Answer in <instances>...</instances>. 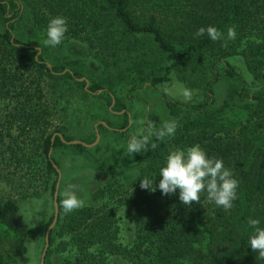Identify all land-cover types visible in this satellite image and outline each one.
Instances as JSON below:
<instances>
[{"label":"trees","instance_id":"16d2710c","mask_svg":"<svg viewBox=\"0 0 264 264\" xmlns=\"http://www.w3.org/2000/svg\"><path fill=\"white\" fill-rule=\"evenodd\" d=\"M58 15L67 18L65 35L87 40L86 45L96 50L102 79L93 80L89 92L83 88L85 81H79V72L57 65L47 67L43 55H37L39 48L45 50L37 38L15 35L17 25H27L28 33L39 34V28H47L49 19ZM207 26L216 27L223 39L212 41L207 34L194 37L200 27ZM229 28L236 31L234 40H227ZM82 33L86 37H81ZM142 40L150 41L151 52L169 55L172 60L164 66L163 74L151 78L152 86L168 81L172 70L181 72L188 65L194 68L195 62L202 60V99L184 108L204 116H176L177 148L198 144L209 157L222 159L239 181L238 199L225 211L208 202L206 193L201 194L200 202L185 206L178 191L162 195L159 190L142 189L141 178L158 184L159 169L167 154L175 150L166 140L155 138L147 151L132 154L129 163L137 172L129 178L123 169L124 157L118 155L125 154L128 142L119 150L104 147L95 162L108 179L93 182L87 193L78 197L84 206L68 214L57 195L58 216L46 254L58 255L59 264H264L247 244L252 233L248 219H259L264 227V0H0V183L12 181L7 170L11 164L21 165L26 172L16 175L15 182L26 183L19 199L26 198L39 164L41 179L50 183L53 193L57 179L53 163L59 164L54 154L48 156L50 148L53 152L57 148L88 151L81 144L63 143L57 135L51 142L56 132L67 141L72 138L60 129L49 131L53 113L46 98L39 101V72L42 82L70 80L80 87L83 97L103 100L109 106L111 96L104 89L115 92L110 78H119V72L124 71H119L121 59H131L130 72L139 66L144 53L137 51V43ZM237 54L260 81V88L250 95L243 92L244 80L227 60ZM217 63L223 65L225 77L239 80L240 88L231 91L229 103L209 109L212 84L220 78ZM32 71L36 72L33 76ZM208 72L211 77L206 76ZM234 97L247 104H230ZM166 105L180 109L176 102L166 100ZM238 109H247L246 116L235 115ZM111 110H122L119 100ZM127 122L125 119L121 128ZM12 123L25 134L21 140H7ZM97 130L108 128L99 122ZM94 138L95 133L83 141L90 143ZM18 200H0V264H26L27 234L9 231L7 226L20 209ZM51 220L52 216L45 227Z\"/></svg>","mask_w":264,"mask_h":264},{"label":"rangeland","instance_id":"374dc122","mask_svg":"<svg viewBox=\"0 0 264 264\" xmlns=\"http://www.w3.org/2000/svg\"><path fill=\"white\" fill-rule=\"evenodd\" d=\"M28 28L27 25H20V27L17 25L15 35L24 39L29 37L37 38L40 46L45 49L42 52L41 48H39L37 55H43L47 67L51 68L52 65H57L63 66L65 70H70L71 72H79L82 75V80L87 81V88L93 80L102 79V66L94 55L96 50L86 45L87 40L78 41V38H69L68 35H65L61 44L52 48L45 44L46 28H39V34L28 33ZM81 37H86V34L82 33ZM150 46L152 47L148 40H142L141 44L137 43V47L139 48L137 51L144 53L142 56L143 60L140 61L139 66L130 72L129 70L132 66L131 59H121L119 61V71L122 69L124 71L122 73L119 72V78H110L115 92L108 90L106 87L104 89L110 94L111 101L112 97L114 103L116 99L119 100L122 107L121 111L111 110L114 103L107 106L103 100L93 97H83L80 87H77L70 80L46 79L42 82L41 73L39 72V80L41 82L39 86V101L41 102L43 98H46L48 109L53 113L50 117L51 125L49 131L60 129L64 134L71 137L72 140L78 139L83 141V139L90 140L92 138V134L95 133L94 125L96 123L106 120L111 124V127L109 126L111 129L98 130L99 140L95 145L86 147L88 151H77L71 148H57L55 152L51 151V155L54 154L59 164L57 167L60 171V179L57 195L61 196V200L64 199L65 190L71 191L79 197L87 193L89 186L93 182H105L108 179L106 172L98 170L97 163L95 162L101 153L103 155L102 151L104 147L119 150L134 136L142 138L146 135L149 137L148 144H150L156 138L154 133L159 131L164 123L175 120L177 115L204 116L203 112L194 109L188 111L184 108L185 105L193 104L197 100L202 99L200 85L205 71L202 67V60L195 62L194 68H189L188 65L186 66V70L181 72L172 70L168 81L152 86L150 85L151 78L163 74L164 66L169 65L172 60L169 55L151 52L148 49ZM227 60L234 65L240 78L244 80L245 88L243 92L245 94L250 95L260 88V81L249 71L241 55L229 56ZM223 69L221 63L216 64V72L220 75V78L212 84L213 104L209 109L220 107L225 101L229 103L228 99L232 95L231 91L240 88L239 80L237 78L225 77ZM31 74L33 76L36 72L32 71ZM206 76L211 77L212 75L208 72ZM131 82H133V87ZM83 88L85 91H88L85 88V84ZM185 89L191 90V100H185L183 96ZM100 92L101 90L96 93ZM166 100L176 102L178 108L181 110L168 107ZM241 101H243V105ZM232 103L237 106H245L247 104L245 100L239 98L238 101L236 97L230 98V104ZM12 104L10 102L9 106ZM39 110H42L41 105L39 106ZM124 112L127 113L126 118L123 116ZM246 112L247 109L243 111L238 109L235 115L242 113L241 115L245 117ZM125 119L128 122L124 128H121ZM9 131L11 134L6 137L7 140L11 138L21 140L24 138L25 134H21L14 123L11 124ZM115 131L125 132V135L119 136L117 133H114ZM179 136V132L176 131L174 137L165 138V140L168 144L175 147V149H179L177 148L178 144H176V139ZM121 154L118 153L119 156L124 157L125 164L123 165V169L126 172V176L128 178L134 177L137 169H133L129 163L132 159V154L128 151L125 154L121 152ZM38 162L42 163L39 160ZM14 166V164H11L7 168V170L11 171L9 177L12 181L0 183V200L6 198L18 200L20 193L25 189L24 185L26 183H22L23 185H21L17 181V184L15 177L16 175L25 174L26 171L21 165L15 166V168ZM36 169V177L33 180V184L26 191L30 190L27 197L18 200L20 209L10 218L7 224L9 231L24 230L27 234L25 238L26 264H39L44 246V235L48 227H45V224L51 216L53 217L54 212L53 193L49 187L50 183H44V179L42 181L41 178L44 176L43 172L39 171V164H37ZM122 175L125 176V174ZM56 240H58V237H56ZM44 264H59L58 255L53 253L45 254Z\"/></svg>","mask_w":264,"mask_h":264},{"label":"clouds","instance_id":"9594fccd","mask_svg":"<svg viewBox=\"0 0 264 264\" xmlns=\"http://www.w3.org/2000/svg\"><path fill=\"white\" fill-rule=\"evenodd\" d=\"M68 31L66 17L55 16L49 19L46 28L45 44L55 48L60 45ZM207 34L212 41L223 39V33L214 26L200 27L194 37H201ZM236 31L229 28L227 40H234ZM185 100H191V90L183 92ZM178 128L175 120L164 123L163 127L154 133L157 139L164 141L165 138L174 137ZM149 137H133L129 140L127 151L131 154L147 151ZM155 147V145H153ZM159 182L154 180L140 179V187L150 192L159 190L162 195L177 193L179 201L190 206L192 202H200L201 194L206 193L207 200L217 207L228 211L233 208V202L238 199L237 189L239 181L234 177L231 169L224 165L222 159L209 157L206 152L197 144L186 149H175L165 157L164 165L159 169ZM83 201L73 192L65 190L62 207L65 214L82 208ZM260 220L248 219V226L252 229L247 244L257 253V258L264 259V227H260Z\"/></svg>","mask_w":264,"mask_h":264},{"label":"water","instance_id":"95a60500","mask_svg":"<svg viewBox=\"0 0 264 264\" xmlns=\"http://www.w3.org/2000/svg\"><path fill=\"white\" fill-rule=\"evenodd\" d=\"M79 80H82V78H79ZM85 88H87V81L85 82ZM114 103V99L112 97V101H111V105ZM101 123L106 126L107 128L111 129L109 126L106 125L105 122L101 121ZM97 124L96 123L94 125V128H95V139L92 143H86L82 140H78V139H73V140H65L63 138V136L60 134V133H54L52 138H51V142H53V137L54 135H57L60 140L65 143V144H69V145H75V144H81L82 146L84 147H91L93 145H95L98 140H99V132L97 130ZM51 151H52V148H50V150L48 151V156L50 157L51 155ZM53 166L54 168L56 169V172H57V180H56V184H55V188H54V192H53V208H54V212H53V217H52V220L50 222V224L48 225V227L46 228V231H45V235H44V246H43V249H42V253H41V258H40V262L39 264H44V259H45V254H46V251L48 249V246H49V234H50V231L52 229V227L55 225L56 223V220H57V216H58V203H57V194H58V186H59V179H60V171H59V168L57 167L56 164L53 163Z\"/></svg>","mask_w":264,"mask_h":264}]
</instances>
